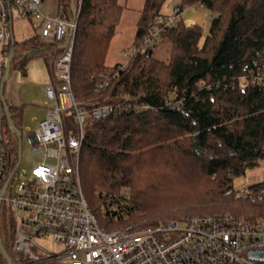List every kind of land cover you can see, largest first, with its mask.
<instances>
[{
	"label": "trees",
	"instance_id": "trees-1",
	"mask_svg": "<svg viewBox=\"0 0 264 264\" xmlns=\"http://www.w3.org/2000/svg\"><path fill=\"white\" fill-rule=\"evenodd\" d=\"M79 1L71 84L87 112L80 180L98 223L105 229L147 226L182 215L222 212L264 221V196L241 199L231 184L232 176L264 163V85L239 82L264 65V0H180L182 10L194 4L208 10L210 24L203 38L199 25L176 19L158 37L169 41L166 60L153 54L157 38L112 65L105 57L124 5L119 0ZM164 1L143 0L133 44L139 45L166 15L168 11L160 13ZM60 11L73 17L70 0H61ZM10 51L9 73H24L32 58L42 57L57 83L51 63L61 51L55 45L32 34L10 41ZM117 103L121 112L105 118L90 115L94 106ZM8 108L11 122L3 113L0 125L6 176L19 161L17 130H22L21 106ZM2 205L0 238L17 264L11 253L12 223ZM0 264H7L1 252Z\"/></svg>",
	"mask_w": 264,
	"mask_h": 264
},
{
	"label": "built area",
	"instance_id": "built-area-1",
	"mask_svg": "<svg viewBox=\"0 0 264 264\" xmlns=\"http://www.w3.org/2000/svg\"><path fill=\"white\" fill-rule=\"evenodd\" d=\"M79 5V0L77 4L73 2L70 7L74 15L66 18L60 8L57 12L43 9L42 0H0L1 49H7V41L12 37L10 21L15 14L31 17L39 40L61 51L52 61L57 83L44 87L49 103L45 115L34 129L26 131L32 153L43 152L42 160L29 171L17 167L6 185L9 175H5L0 126V203H6L10 211L17 264H47L51 260L59 264H261L250 257L249 251L264 250L263 220L249 222L222 212L182 215L147 226L105 229L98 223L80 180L79 157L87 112L71 84L70 62ZM167 8L166 15L157 19L139 45L131 46V53L144 49L162 31L174 26L182 8L172 1ZM6 59L5 53L0 61V85ZM248 81L264 85V65L248 80L243 78L239 82L245 86ZM122 110L120 103L105 104L94 106L90 115L105 118ZM2 116L0 98V125ZM237 196L258 200L264 196V181L247 185ZM46 236L51 240V249L35 239ZM54 245L61 249L54 250Z\"/></svg>",
	"mask_w": 264,
	"mask_h": 264
},
{
	"label": "rangeland",
	"instance_id": "rangeland-1",
	"mask_svg": "<svg viewBox=\"0 0 264 264\" xmlns=\"http://www.w3.org/2000/svg\"><path fill=\"white\" fill-rule=\"evenodd\" d=\"M119 1L122 5H124V8L121 18L117 23V25L115 26L114 34L111 38L109 48L105 57V62L108 65H112L114 63H123L127 60L128 56H130L131 53L130 49L133 44L135 22L143 4V0H119ZM171 1L175 4H180V0H165L160 8L161 14H164L165 12L168 11L167 5ZM179 16L180 17H178L177 19H179L186 25L188 24L199 25L203 33L202 38L207 34L210 24V15L206 7L200 4L185 5ZM18 18L13 19V24L15 29L19 28L20 32H22L24 27L26 29L31 28L29 27V24L27 23L26 19L20 17ZM15 37L21 38V36L18 35L17 32ZM153 47H154L153 54L155 55V57L161 60H166L169 54L168 39L165 36L158 38L154 42ZM124 52L127 53L126 56L123 54ZM47 63H50L49 59L47 60ZM42 64H43L42 58L40 57L32 58L26 66V70L28 72L27 73L28 78L22 75L19 71L12 69L9 78L6 81V86H5L6 91L16 92L18 91L19 85H15V84L18 83L26 84L28 79L37 78L39 76L40 67L43 66ZM23 90H24L23 87H21L19 91L21 92ZM22 117H23L22 137H21L20 161L18 164V169L20 171L23 170L29 171V169L33 165H35L38 161L42 160L43 152H39L36 154L32 153L31 146L27 142L25 126L34 127L35 124L30 122L27 111L24 113ZM260 181H264V163L256 164L254 166L248 167L246 168L244 173L232 176L231 178L232 188L235 191L236 195H238L240 191L247 185L250 186ZM123 191L126 192L127 189L125 188L123 189ZM2 211L7 221H10V223H12L10 211L6 203H3L1 212ZM35 239L37 243H39L43 247L48 249L52 248V244L49 236L43 238L35 237ZM53 248L54 250H59L61 249V246L54 245ZM11 253L13 257L16 259V263H18L17 256L15 255L13 248H11ZM249 253L252 254L255 259L259 258L264 260V250L253 249L250 250ZM47 264H59V263L56 260H51V261H47Z\"/></svg>",
	"mask_w": 264,
	"mask_h": 264
},
{
	"label": "crops",
	"instance_id": "crops-1",
	"mask_svg": "<svg viewBox=\"0 0 264 264\" xmlns=\"http://www.w3.org/2000/svg\"><path fill=\"white\" fill-rule=\"evenodd\" d=\"M60 4H61V0H42L43 9L48 10L50 12H57L60 8ZM14 18H18V16L13 14L12 19L10 21V29L12 32V37L7 41V49H5V50L1 49V44H0V61L2 59L3 54L6 53V55H7L8 43L10 41H13V40L14 41H21V40L31 36L32 34H35L33 27H32L33 21H32L31 17H27V16H24V17L21 16L20 17V18L26 19L27 23L29 24V27H31L30 29H28V28L26 29L24 27L22 32H20L19 28L18 29L14 28V24H13ZM16 32L18 35L21 36V38L15 37ZM34 58H36V57H34ZM40 58H42V57H40ZM42 65L43 66L40 67L39 76L37 78L28 79L26 84H24V83L15 84V85H19L18 91H16V92H12V91L7 92L6 91V87H5L6 81L9 78L10 73H9L6 81L4 82L3 96L6 100V102L8 104H11V105L21 106L22 114L24 115V113L27 111L30 122L35 124L34 127L25 126L26 131L29 129H34L37 126L39 120H41L44 117L45 112L47 110V107L49 105V103L46 99L45 93H44V87L48 83L52 82L51 81V74H50V70L48 69V66H47L44 59H43ZM41 68H43V69H41ZM15 70L19 71L18 69H15ZM27 73L28 72L25 68V72L21 73V74L26 76V78H28ZM13 85H14V83H13ZM21 87H23L24 90L20 92L19 90L21 89ZM22 121H23V117L21 119V123H22ZM20 132L22 133V130ZM20 143H21V141H20ZM19 161H20V159H19Z\"/></svg>",
	"mask_w": 264,
	"mask_h": 264
},
{
	"label": "water",
	"instance_id": "water-1",
	"mask_svg": "<svg viewBox=\"0 0 264 264\" xmlns=\"http://www.w3.org/2000/svg\"><path fill=\"white\" fill-rule=\"evenodd\" d=\"M71 4H73V0H70V5ZM13 56H14V54H13L12 51L8 52L7 59H6V62H5L4 77H3V80H2L1 85H0V98H1V103H2V107H3L4 114H5V116H6V118H7V120L9 122H11V117H10V112H9L8 104H7V102H6V100H5L4 96H3V87H4V82L6 81L8 75H9L10 61H11V59H12ZM17 134H18V137L21 138V133L18 130H17ZM20 147H21V143H20V140H19V149H18L19 159H20ZM18 164H19V161L17 162V164L15 166V169L7 177L6 182H5V185L8 183V181L12 177L14 171L18 167ZM0 252L2 253L4 259L7 262V264H13L12 259L10 258V256L8 255V253L6 252V250H5V248H4L3 244H2L1 238H0ZM249 255H250V257L254 258L252 254L249 253ZM257 259H259V258H257ZM261 260H263V259H261Z\"/></svg>",
	"mask_w": 264,
	"mask_h": 264
}]
</instances>
